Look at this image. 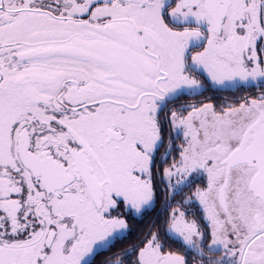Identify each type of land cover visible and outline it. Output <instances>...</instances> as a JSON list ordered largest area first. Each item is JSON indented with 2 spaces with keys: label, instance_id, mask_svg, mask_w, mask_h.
<instances>
[{
  "label": "snow or ice",
  "instance_id": "snow-or-ice-1",
  "mask_svg": "<svg viewBox=\"0 0 264 264\" xmlns=\"http://www.w3.org/2000/svg\"><path fill=\"white\" fill-rule=\"evenodd\" d=\"M0 264H264V0H0Z\"/></svg>",
  "mask_w": 264,
  "mask_h": 264
}]
</instances>
